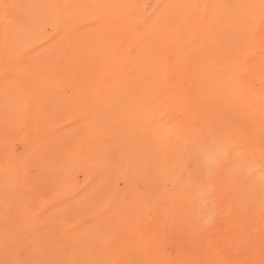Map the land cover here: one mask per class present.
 <instances>
[{"label": "bare ground", "instance_id": "1", "mask_svg": "<svg viewBox=\"0 0 264 264\" xmlns=\"http://www.w3.org/2000/svg\"><path fill=\"white\" fill-rule=\"evenodd\" d=\"M262 95L264 0H0V264H264Z\"/></svg>", "mask_w": 264, "mask_h": 264}, {"label": "clouds", "instance_id": "2", "mask_svg": "<svg viewBox=\"0 0 264 264\" xmlns=\"http://www.w3.org/2000/svg\"><path fill=\"white\" fill-rule=\"evenodd\" d=\"M51 56H52L53 58H56V57L59 56V52H53V53H51ZM260 99H261V100H264V95H262V96L260 97Z\"/></svg>", "mask_w": 264, "mask_h": 264}, {"label": "rangeland", "instance_id": "3", "mask_svg": "<svg viewBox=\"0 0 264 264\" xmlns=\"http://www.w3.org/2000/svg\"><path fill=\"white\" fill-rule=\"evenodd\" d=\"M25 254L27 255V250H23L22 255L25 256Z\"/></svg>", "mask_w": 264, "mask_h": 264}]
</instances>
